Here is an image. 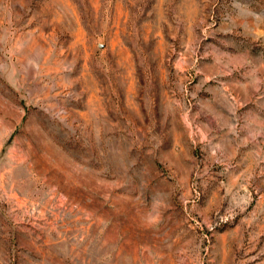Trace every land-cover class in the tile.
Segmentation results:
<instances>
[{
	"label": "rangeland",
	"instance_id": "1",
	"mask_svg": "<svg viewBox=\"0 0 264 264\" xmlns=\"http://www.w3.org/2000/svg\"><path fill=\"white\" fill-rule=\"evenodd\" d=\"M0 264H264V0H0Z\"/></svg>",
	"mask_w": 264,
	"mask_h": 264
}]
</instances>
